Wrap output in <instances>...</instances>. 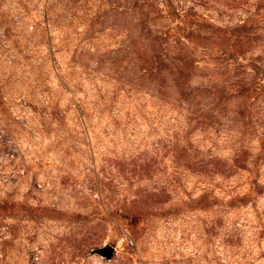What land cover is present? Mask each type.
<instances>
[{
  "label": "rangeland",
  "instance_id": "374dc122",
  "mask_svg": "<svg viewBox=\"0 0 264 264\" xmlns=\"http://www.w3.org/2000/svg\"><path fill=\"white\" fill-rule=\"evenodd\" d=\"M0 264H264V0H0Z\"/></svg>",
  "mask_w": 264,
  "mask_h": 264
},
{
  "label": "water",
  "instance_id": "95a60500",
  "mask_svg": "<svg viewBox=\"0 0 264 264\" xmlns=\"http://www.w3.org/2000/svg\"><path fill=\"white\" fill-rule=\"evenodd\" d=\"M95 251L105 255L107 258H111L114 253V246L107 244L101 248H97Z\"/></svg>",
  "mask_w": 264,
  "mask_h": 264
}]
</instances>
